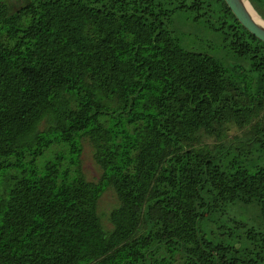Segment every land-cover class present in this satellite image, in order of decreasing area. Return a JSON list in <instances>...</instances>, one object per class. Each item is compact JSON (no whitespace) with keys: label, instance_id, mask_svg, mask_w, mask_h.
I'll return each instance as SVG.
<instances>
[{"label":"trees","instance_id":"trees-1","mask_svg":"<svg viewBox=\"0 0 264 264\" xmlns=\"http://www.w3.org/2000/svg\"><path fill=\"white\" fill-rule=\"evenodd\" d=\"M173 2L0 0V264H264L239 210L264 220V42L224 0ZM177 9L218 51L180 43Z\"/></svg>","mask_w":264,"mask_h":264},{"label":"rangeland","instance_id":"rangeland-1","mask_svg":"<svg viewBox=\"0 0 264 264\" xmlns=\"http://www.w3.org/2000/svg\"><path fill=\"white\" fill-rule=\"evenodd\" d=\"M159 1V0H156ZM177 4V0H174L169 6ZM196 11L191 9H177L172 15V28L175 29V33L178 35L180 43L187 48L199 49L202 51H207L210 53H215L218 51V48L212 46L211 37L208 29L206 27L208 16H197ZM189 26L193 31H187L185 28ZM60 156V157H59ZM46 157L51 160H56L60 162L62 167H70L73 169L71 162V145L67 142H56L48 150ZM44 157V160L47 159ZM81 164L82 170L86 174V177L92 181H98L101 175V169L98 164L95 162L92 154V147L88 143H84L82 146L81 153ZM116 204V198L114 193L107 189L104 190L99 199L98 209L102 213L104 218V223L108 224L107 216L111 209ZM242 211L245 218L256 216L257 223H262L264 220L258 215V212L255 208L251 210ZM258 216V217H257Z\"/></svg>","mask_w":264,"mask_h":264},{"label":"water","instance_id":"water-1","mask_svg":"<svg viewBox=\"0 0 264 264\" xmlns=\"http://www.w3.org/2000/svg\"><path fill=\"white\" fill-rule=\"evenodd\" d=\"M17 2V0H12ZM24 0H21V3ZM229 6L239 22L256 38L264 42V26L259 24L250 11L248 10L244 0H224ZM23 5V4H22ZM21 5V6H22ZM254 8V7H253ZM255 10V9H254ZM256 11V10H255ZM257 12V11H256ZM258 13V12H257ZM259 14V13H258ZM260 16V15H259ZM261 17V16H260ZM262 18V17H261ZM264 20V18H262Z\"/></svg>","mask_w":264,"mask_h":264},{"label":"bare ground","instance_id":"bare-ground-1","mask_svg":"<svg viewBox=\"0 0 264 264\" xmlns=\"http://www.w3.org/2000/svg\"><path fill=\"white\" fill-rule=\"evenodd\" d=\"M248 10L250 11V13L252 14V16L254 17V19L261 25L264 26V20L259 16V14L254 10L253 6L251 5L249 0H244Z\"/></svg>","mask_w":264,"mask_h":264}]
</instances>
